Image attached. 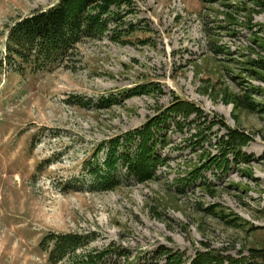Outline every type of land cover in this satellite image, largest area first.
<instances>
[{"label":"rangeland","instance_id":"1","mask_svg":"<svg viewBox=\"0 0 264 264\" xmlns=\"http://www.w3.org/2000/svg\"><path fill=\"white\" fill-rule=\"evenodd\" d=\"M54 1L0 0V264H49L46 234L92 230V245L112 250L101 264L151 262L161 245L183 264L211 249L252 261L264 247V0H117V19L64 63L5 60L10 25ZM177 97L203 116L159 129L169 164L91 191L83 161L94 147ZM229 128L250 137L242 159L230 152L228 169L192 180Z\"/></svg>","mask_w":264,"mask_h":264},{"label":"trees","instance_id":"2","mask_svg":"<svg viewBox=\"0 0 264 264\" xmlns=\"http://www.w3.org/2000/svg\"><path fill=\"white\" fill-rule=\"evenodd\" d=\"M116 2L117 0H58L45 10L33 12L12 26L7 44L8 55L12 59L16 56L38 70L53 64H62L73 55L78 43L87 38H100L107 30L109 22L117 19L111 9ZM143 87L145 84L136 85L128 91L131 94ZM125 91L126 89L123 92ZM111 97L113 96L107 100ZM162 109L143 125L119 132L94 147L90 156L83 161V170L90 177L88 186L91 191L120 187L127 178L141 183L154 178L159 167L169 164L168 157L161 149L167 143L166 135H160L159 129L169 127L171 119L182 127L187 122L177 119L178 116L188 118L194 111L197 112L198 119L203 116V110L195 102L179 97ZM222 124L226 125L224 122ZM228 136V139H219L222 142L219 153L209 155V159L201 166L195 164L191 171L194 175L192 180L196 181L201 170L213 164L228 169L231 164L228 156L230 152L237 162L242 159L241 146L250 137L231 128ZM102 150H105V157L103 161H99L98 155ZM185 179L186 177H180L178 180ZM97 236L95 230L50 232L42 238L40 246L47 251L49 264H101L110 258L108 254L112 250L109 247L101 250L95 248L92 242ZM250 249L253 254L252 261L246 257L236 258L231 254L216 253L211 249L198 251L188 264H264V247ZM155 253L153 260L144 264L185 262L183 252L166 246L161 245ZM119 254L125 256L127 251L121 250ZM158 257H164L163 261Z\"/></svg>","mask_w":264,"mask_h":264}]
</instances>
